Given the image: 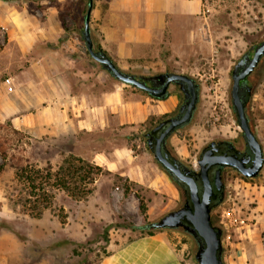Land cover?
I'll use <instances>...</instances> for the list:
<instances>
[{
  "label": "rangeland",
  "instance_id": "1",
  "mask_svg": "<svg viewBox=\"0 0 264 264\" xmlns=\"http://www.w3.org/2000/svg\"><path fill=\"white\" fill-rule=\"evenodd\" d=\"M6 1L24 10L29 24L42 22L50 8L54 9L52 13L60 23L64 20L67 27L66 37L76 58L75 68L89 73L86 82L100 83L102 91L110 87L107 84L110 81L124 84L111 77L87 53L81 30L88 0ZM202 4L199 18L183 22L188 26L186 31L176 27L170 45H162L146 58L130 60L128 68L122 69L147 76L163 71L181 72L200 84L192 121L168 139L172 151L194 168H198L196 159L201 148L211 140L230 139L239 148L243 147L230 103L231 70L245 53L251 55L254 46L264 39V0H202ZM3 5L5 0H0V6ZM95 20L91 14V34L96 47L100 38ZM5 43L0 27V52ZM2 59L0 123L6 126L0 127V139H7L9 147L5 155L0 152V264H100L112 249L117 250L141 234L126 228L125 224L152 222L181 206L179 187L153 158L145 142V133L150 128L176 113L182 102L178 87L169 89L168 97L173 100L170 106L154 100L155 108L135 128L125 131L120 127L127 125L117 123L115 130L91 133L78 128L73 121L55 120L45 124L48 112L35 109L34 98L22 87L24 84H20L28 80V70L19 71L20 64L27 69L28 57L25 60L15 56V66L8 56ZM247 84L253 86L247 113L264 151V56L257 70L248 76ZM124 85L143 97L149 96ZM122 131L125 133L121 134ZM125 145L134 151L148 150L152 163L176 187L175 192L150 188L106 169L96 178L90 194L72 197L63 190H54L52 205L40 217L22 211L19 199L24 192L16 180L15 167L10 164L11 154H22L25 160L40 168L54 169L69 154L90 160L94 152H111ZM258 175L247 178L230 168L222 174L225 197L212 210L211 218L223 230V253L229 257L225 264H264V211L259 208L264 165ZM140 198L146 205L145 214L140 212ZM60 213L66 215L64 222L60 221ZM171 233L181 264H194L193 238L180 229Z\"/></svg>",
  "mask_w": 264,
  "mask_h": 264
},
{
  "label": "crops",
  "instance_id": "2",
  "mask_svg": "<svg viewBox=\"0 0 264 264\" xmlns=\"http://www.w3.org/2000/svg\"><path fill=\"white\" fill-rule=\"evenodd\" d=\"M202 5V0H96L91 14L96 19L99 46L120 69H125L128 61L146 58L162 45H170L176 27L186 31L188 26L183 22L199 18ZM50 10L42 22L29 24L24 10L6 0L0 6V27L6 41L0 59L8 56L14 64L15 56L28 57L27 69L21 64L19 69L28 70V80L20 84L34 98L35 109L48 112L45 124L73 121L78 128L93 133L115 130L118 123L127 125L120 127L127 131L155 108L154 100L162 101L166 107L172 104L168 96L143 97L125 83L107 82L110 87L102 91L100 83L86 82L89 73L75 68L70 40L52 13L54 9ZM179 22L182 24H176ZM17 89L21 91V86ZM121 139L124 141V137ZM127 146L94 152L90 161L150 188L175 192L176 187L152 163L148 150L134 151ZM260 194L259 208L264 211V184ZM171 232L173 229H160L150 235L139 234L117 250L112 249L100 264H181ZM228 258L223 253L224 264Z\"/></svg>",
  "mask_w": 264,
  "mask_h": 264
},
{
  "label": "water",
  "instance_id": "3",
  "mask_svg": "<svg viewBox=\"0 0 264 264\" xmlns=\"http://www.w3.org/2000/svg\"><path fill=\"white\" fill-rule=\"evenodd\" d=\"M93 0L87 1L81 37L90 57L99 63L114 79L144 91L156 99H164L171 85L182 93V102L176 113L158 121L145 133L146 145L157 163L177 184L182 204L152 221L156 229H180L189 234L196 244L194 259L198 264H224L223 230L213 223L212 210L225 197L222 170L234 169L247 178L256 177L264 165V151L247 113L252 87L246 78L252 74L264 56V39L258 42L247 56L244 54L231 70L230 103L241 131L243 147L230 139H215L200 150L198 168L189 167L169 147L168 139L193 119L200 96V84L192 76L174 71H163L146 76L120 69L102 50L95 47L90 30ZM146 80L152 81L147 84Z\"/></svg>",
  "mask_w": 264,
  "mask_h": 264
},
{
  "label": "trees",
  "instance_id": "4",
  "mask_svg": "<svg viewBox=\"0 0 264 264\" xmlns=\"http://www.w3.org/2000/svg\"><path fill=\"white\" fill-rule=\"evenodd\" d=\"M62 26L67 30L64 20H62ZM96 48L101 49L100 46H96ZM245 54L249 56V53ZM260 62L252 74L257 70ZM247 79L248 77L245 79L246 82ZM249 85L252 87L253 95V86L251 84ZM5 126V124L0 123V127ZM8 147V140L0 139V152L3 155H5ZM9 159L10 164L15 167L16 180L22 186V190L24 192V196L19 199L21 209L24 213L32 217H40L44 210L50 208L54 198V190H63L72 197H84L90 194L93 190L96 178L106 170L93 161L73 154H69L64 157L60 164L54 169L50 166L40 168L35 164L29 163L25 160V158H23L22 154H11ZM224 170L225 169L222 170V174ZM140 212L142 214H145L146 212V205H144L142 198H140ZM59 218L61 222H64L66 215L64 213H60ZM124 226L133 231H139L141 234L148 235L153 234L154 231L160 230L153 228L152 222H146L141 225L129 222ZM194 264H198L195 259Z\"/></svg>",
  "mask_w": 264,
  "mask_h": 264
},
{
  "label": "flooded vegetation",
  "instance_id": "5",
  "mask_svg": "<svg viewBox=\"0 0 264 264\" xmlns=\"http://www.w3.org/2000/svg\"><path fill=\"white\" fill-rule=\"evenodd\" d=\"M147 76V75H146ZM148 76H151V75H148ZM146 82H147V84H152V81H150V80H146ZM171 86H174V85H171ZM170 86V87H171ZM170 87H169V89H170ZM177 87V86H176Z\"/></svg>",
  "mask_w": 264,
  "mask_h": 264
}]
</instances>
